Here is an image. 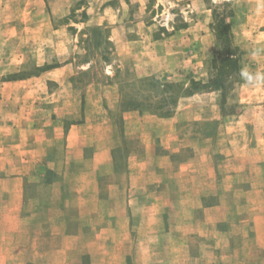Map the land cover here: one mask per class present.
I'll use <instances>...</instances> for the list:
<instances>
[{"label":"rangeland","instance_id":"rangeland-1","mask_svg":"<svg viewBox=\"0 0 264 264\" xmlns=\"http://www.w3.org/2000/svg\"><path fill=\"white\" fill-rule=\"evenodd\" d=\"M261 5L0 0V145L28 139L17 125L36 129L29 140L42 160L23 165L24 214L43 232L78 237L56 264H264L253 242L264 214V88L238 75L264 70V56L248 54L264 46ZM119 23L129 28L122 53ZM212 26L232 34L239 70L222 75V88L182 95L215 73L222 44ZM180 105L177 120H159Z\"/></svg>","mask_w":264,"mask_h":264},{"label":"crops","instance_id":"crops-1","mask_svg":"<svg viewBox=\"0 0 264 264\" xmlns=\"http://www.w3.org/2000/svg\"><path fill=\"white\" fill-rule=\"evenodd\" d=\"M115 20L117 22V16ZM118 22L120 21L118 20ZM128 30L129 28H124L120 23L115 26L116 49L118 52L120 51L122 53L126 46L130 44L128 40L125 46L123 40ZM119 36L120 38H118ZM121 57L126 58V55L123 56L121 54ZM26 96L30 97L34 95L33 93H27ZM184 108L185 107L181 108L180 105L174 115L159 120L175 121L177 120V116L182 114ZM25 113L30 114L31 112L28 113L25 111ZM244 115L240 114L241 117ZM218 117L219 111H215L214 115L210 118L215 119ZM22 124L24 125H17L14 130L19 132L20 136H25V134L28 133V139H23L25 141L19 139L17 140V144H10L11 141H16L12 139L7 142L8 144L0 145V148H2L0 149V264H56L58 260L70 258L68 252L74 250V242L78 237L75 236L76 234L68 233L64 230L61 233H54L52 229L49 230L48 228V232H43V227H32L26 219L24 214L26 179L29 172L23 165L39 163L42 160V152L39 149V143L36 137L34 140L32 138L29 140L30 137L34 136L33 134L36 132V129H32V125L30 124ZM6 126H8V129L13 128V125L8 124H4L3 127ZM10 132L11 130L9 134ZM27 141L31 142L27 143ZM27 144L28 150L20 152L19 150L23 148V146L27 147ZM13 146L18 147V152L15 151ZM201 209L207 214L211 207L201 206ZM259 211V216L254 217L253 242L261 249L264 248V214L262 210ZM208 223L209 222L205 220L203 224L196 229L200 237H208ZM46 224L52 228L49 223ZM212 231L210 234L213 233ZM97 238L87 241L86 245L97 243ZM209 238H212V235H210ZM89 248L90 247H88V250L85 252H80L79 256L86 252L91 254ZM212 263L213 261H210V264Z\"/></svg>","mask_w":264,"mask_h":264},{"label":"trees","instance_id":"trees-1","mask_svg":"<svg viewBox=\"0 0 264 264\" xmlns=\"http://www.w3.org/2000/svg\"><path fill=\"white\" fill-rule=\"evenodd\" d=\"M224 26L222 22L218 23L216 26ZM213 29L216 31L215 26H212ZM226 28V25H225ZM216 38L222 44V48L217 52V62L213 63V68L215 69V73L210 77L207 83H201L195 80L190 81V85L181 89L182 95H191L194 93L191 89L194 88H201V87H209V88H215L219 89L222 88V79L225 76L229 77L232 76L234 73H236L239 70L240 67V61L239 57L240 55L237 54L238 47L233 46L232 42V34L229 32L227 35L222 32H215ZM227 51L225 50V48ZM224 48V49H223ZM224 54L226 55L224 57ZM223 75V76H222ZM166 87H172L171 84L165 85ZM170 112H166L161 114L160 116H170Z\"/></svg>","mask_w":264,"mask_h":264},{"label":"clouds","instance_id":"clouds-1","mask_svg":"<svg viewBox=\"0 0 264 264\" xmlns=\"http://www.w3.org/2000/svg\"><path fill=\"white\" fill-rule=\"evenodd\" d=\"M248 54L255 58L262 57L264 56V46L253 47ZM238 75L246 88H264V70H254L249 65H244L240 68Z\"/></svg>","mask_w":264,"mask_h":264}]
</instances>
